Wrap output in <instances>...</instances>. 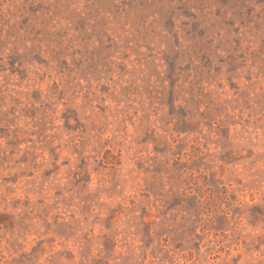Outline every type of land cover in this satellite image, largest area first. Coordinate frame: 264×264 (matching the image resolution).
Listing matches in <instances>:
<instances>
[{"label": "rangeland", "instance_id": "obj_1", "mask_svg": "<svg viewBox=\"0 0 264 264\" xmlns=\"http://www.w3.org/2000/svg\"><path fill=\"white\" fill-rule=\"evenodd\" d=\"M0 264H264V0H0Z\"/></svg>", "mask_w": 264, "mask_h": 264}]
</instances>
